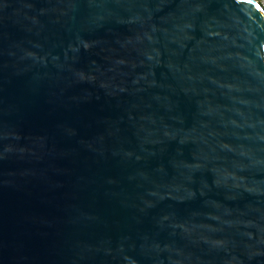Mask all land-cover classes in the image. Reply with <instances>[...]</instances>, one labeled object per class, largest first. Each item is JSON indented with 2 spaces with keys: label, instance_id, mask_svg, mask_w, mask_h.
<instances>
[{
  "label": "water",
  "instance_id": "obj_1",
  "mask_svg": "<svg viewBox=\"0 0 264 264\" xmlns=\"http://www.w3.org/2000/svg\"><path fill=\"white\" fill-rule=\"evenodd\" d=\"M0 264H264L258 0H0Z\"/></svg>",
  "mask_w": 264,
  "mask_h": 264
},
{
  "label": "built area",
  "instance_id": "obj_2",
  "mask_svg": "<svg viewBox=\"0 0 264 264\" xmlns=\"http://www.w3.org/2000/svg\"><path fill=\"white\" fill-rule=\"evenodd\" d=\"M259 1V0H258ZM262 2H264V0L262 1ZM262 2H260L261 4H262V6H263V3ZM264 7V6H263Z\"/></svg>",
  "mask_w": 264,
  "mask_h": 264
},
{
  "label": "trees",
  "instance_id": "obj_3",
  "mask_svg": "<svg viewBox=\"0 0 264 264\" xmlns=\"http://www.w3.org/2000/svg\"><path fill=\"white\" fill-rule=\"evenodd\" d=\"M260 2H262L263 0H259Z\"/></svg>",
  "mask_w": 264,
  "mask_h": 264
},
{
  "label": "rangeland",
  "instance_id": "obj_4",
  "mask_svg": "<svg viewBox=\"0 0 264 264\" xmlns=\"http://www.w3.org/2000/svg\"><path fill=\"white\" fill-rule=\"evenodd\" d=\"M263 3V6H264V2H262Z\"/></svg>",
  "mask_w": 264,
  "mask_h": 264
}]
</instances>
